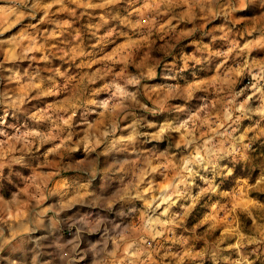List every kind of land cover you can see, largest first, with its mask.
Segmentation results:
<instances>
[{
	"label": "clouds",
	"instance_id": "1",
	"mask_svg": "<svg viewBox=\"0 0 264 264\" xmlns=\"http://www.w3.org/2000/svg\"><path fill=\"white\" fill-rule=\"evenodd\" d=\"M0 264H264V0H0Z\"/></svg>",
	"mask_w": 264,
	"mask_h": 264
}]
</instances>
